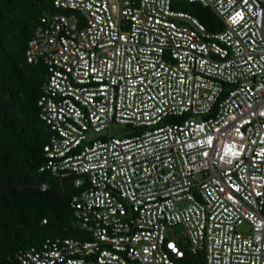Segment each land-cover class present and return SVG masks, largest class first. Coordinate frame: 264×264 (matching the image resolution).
Masks as SVG:
<instances>
[{
	"label": "built area",
	"instance_id": "built-area-1",
	"mask_svg": "<svg viewBox=\"0 0 264 264\" xmlns=\"http://www.w3.org/2000/svg\"><path fill=\"white\" fill-rule=\"evenodd\" d=\"M51 1L24 50L47 68L39 168L71 176L86 237L18 264H264V0H182L215 30L172 0ZM112 120L133 130L86 138Z\"/></svg>",
	"mask_w": 264,
	"mask_h": 264
},
{
	"label": "trees",
	"instance_id": "trees-1",
	"mask_svg": "<svg viewBox=\"0 0 264 264\" xmlns=\"http://www.w3.org/2000/svg\"><path fill=\"white\" fill-rule=\"evenodd\" d=\"M180 7L209 30L221 27L198 2ZM55 10L51 0H0V264H18L21 249L46 238L86 237L69 205L78 190L71 176L39 168L50 130L38 116L36 101L47 68L41 61L28 62L24 50L38 15Z\"/></svg>",
	"mask_w": 264,
	"mask_h": 264
},
{
	"label": "rangeland",
	"instance_id": "rangeland-1",
	"mask_svg": "<svg viewBox=\"0 0 264 264\" xmlns=\"http://www.w3.org/2000/svg\"><path fill=\"white\" fill-rule=\"evenodd\" d=\"M183 2H185V1L172 0V5L178 9H182L180 6H181V4H183ZM184 10H186V9H184ZM58 11H62V10L58 9ZM107 129H108V132L112 135H122L124 133H128L131 130H133V127L130 124L112 120V121H110L108 128L102 129L98 132L93 131V130H88L86 132V138H93L97 135H105L107 133ZM238 227L241 230H247L248 229V225L246 224V222H243ZM174 230H175V234L181 235L182 227L180 225H176L174 227Z\"/></svg>",
	"mask_w": 264,
	"mask_h": 264
}]
</instances>
